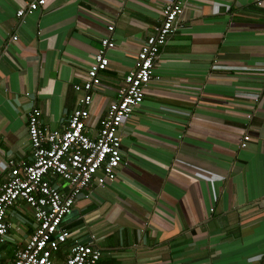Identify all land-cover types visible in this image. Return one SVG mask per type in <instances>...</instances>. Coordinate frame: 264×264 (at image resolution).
Segmentation results:
<instances>
[{"label":"crops","instance_id":"0c3cea01","mask_svg":"<svg viewBox=\"0 0 264 264\" xmlns=\"http://www.w3.org/2000/svg\"><path fill=\"white\" fill-rule=\"evenodd\" d=\"M31 1L0 0V184L11 161H33L29 112L38 108L41 123L62 132L81 96L74 86L111 35L116 47L86 123L98 136L166 3L48 0L18 18ZM156 75L120 128L116 180L75 200L62 223L71 237L54 260L87 243L102 251L97 264H264V0H189ZM6 220L5 263L37 226L24 201Z\"/></svg>","mask_w":264,"mask_h":264},{"label":"built area","instance_id":"2783aa9c","mask_svg":"<svg viewBox=\"0 0 264 264\" xmlns=\"http://www.w3.org/2000/svg\"><path fill=\"white\" fill-rule=\"evenodd\" d=\"M188 1L166 0L160 25L141 46L134 68L126 75L117 99L101 121L97 137L86 133V123L94 94L102 84L101 73L110 64L108 52L116 47L111 35L101 39V47L94 55L85 81L74 86L81 96L62 132L45 127L38 108L29 112L28 133L33 161L23 165L11 161L10 178L0 184V248L9 233L8 209L19 201H24L33 210L37 226L26 246L16 251L12 261L3 262L0 249V264H97L100 261L102 251L87 243H75L61 263L54 260L61 245L71 237V233L62 227L63 220L72 213L75 200L93 183L98 188H106L116 180L124 156L120 128L142 104L153 79L159 78L156 65L161 50L178 30ZM47 4L48 0H33L17 11V17L23 18ZM114 28V25L108 27L110 34ZM248 139L246 136L245 140ZM59 178L68 184V195H63L54 182Z\"/></svg>","mask_w":264,"mask_h":264}]
</instances>
